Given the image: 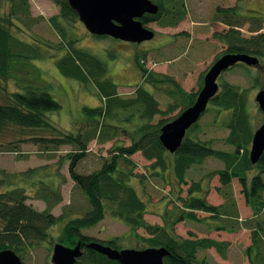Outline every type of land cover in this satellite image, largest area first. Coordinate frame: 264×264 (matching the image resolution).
I'll list each match as a JSON object with an SVG mask.
<instances>
[{
    "label": "trees",
    "instance_id": "trees-1",
    "mask_svg": "<svg viewBox=\"0 0 264 264\" xmlns=\"http://www.w3.org/2000/svg\"><path fill=\"white\" fill-rule=\"evenodd\" d=\"M52 1L59 7V12L48 18L60 39L55 45L28 41L14 33V29H30L31 24L38 19L31 14L29 0H0V126L14 124L22 128L57 130L49 119V113L58 111L61 104L51 94L50 82L35 63L46 57L48 48L64 50L63 55L56 60V67L62 75L75 79L86 87L93 86L100 96L101 105L82 108L88 121L83 129L77 132H60L58 136L38 140L45 147L53 149H58L61 145L72 147L67 154L70 161L69 173L90 204L85 213L64 222L57 238L58 243L69 247L81 242L82 255L74 264H122L87 246L89 242L99 241L113 248L123 249L118 238L99 240L82 232L83 228L93 227L103 220L107 211L134 231L141 243L137 249L167 248L170 254L164 258L165 264H210L205 258H198L197 251L200 248L214 247L221 256H226L227 241L193 235L185 238L177 236L174 234L177 223L186 219L203 221L205 218H200L197 211L209 213V218L212 219H234L233 223L217 226V229L235 231L247 226L251 229L252 239L251 245L246 249L250 262L264 264V220H261L264 213V154L256 163H252L249 158L255 125L248 111L247 90L223 81L219 83L218 93L210 100L217 113L228 112L223 117L222 124L228 130L223 142L230 149L215 148L212 140L192 136L191 132L198 125L197 121L187 130L178 150L170 153L160 141L161 128L194 103L204 75L201 76L202 83L198 91H186L173 76L145 67L141 56L137 55L134 64L143 82L136 86L131 96H124L108 76L106 62L91 50L78 46V38L71 35L70 29L79 20L77 11L68 0ZM153 2L159 9L155 14L145 13L140 18L145 26L156 22L162 27H175L186 17L184 0ZM5 3L9 6L7 12L3 11L2 5ZM213 18L227 26L213 34L216 40L226 46L215 60L224 53L255 56L260 63L264 60V31H261L260 24L264 20L244 15L238 4L228 7L218 5ZM247 21L253 24L250 28L251 35H245L241 30ZM238 64L249 67L244 63ZM10 81L15 84L12 90L9 89ZM144 84L162 90L171 98L165 109L160 107L159 100ZM119 136L128 137L130 144H116ZM94 140L100 144L114 141L109 149L110 155L103 158L98 169L90 173L81 172L78 165ZM138 152L150 161L151 168L160 172L171 169L180 185H188L187 172L193 165H200L209 157L219 159L224 167L213 170L209 177H219L220 186L216 189L223 196L224 202L215 205L206 196L196 195L195 193L202 191V185L200 181H193L187 187V195L179 198L181 205L163 214V224L148 222L145 218L146 202L130 183L133 177L140 180L142 178V175L134 172L136 163L132 155ZM37 170L30 168L22 174L31 177ZM234 178L238 179L246 203L253 212V217L243 222H239L233 196ZM4 181L0 179V186L13 185L11 180ZM41 193L47 206L39 211L26 202L24 186L0 191V251L12 249L22 259L26 247L46 241L50 228L67 216L65 213L54 215L51 211L61 201L58 190L43 183ZM139 229H143L146 235L139 234Z\"/></svg>",
    "mask_w": 264,
    "mask_h": 264
},
{
    "label": "rangeland",
    "instance_id": "rangeland-1",
    "mask_svg": "<svg viewBox=\"0 0 264 264\" xmlns=\"http://www.w3.org/2000/svg\"><path fill=\"white\" fill-rule=\"evenodd\" d=\"M184 2L187 14L177 26L162 27L156 22H151L147 26L154 30L155 35L152 39L141 43L111 36L98 37L91 34L80 20L70 29L71 35L78 38V46L91 50L106 62L108 76L118 85L119 93L124 96H131L136 86L143 82L134 64V58L137 55L141 56L145 67L173 76L186 91L196 92L202 83L201 76L205 75L216 56L226 49V46L213 36L215 31L227 28L225 24L214 20L216 7L238 4L240 12L244 15L264 20V0H184ZM29 3L32 16L38 19L31 24L30 29H14V33L28 41L57 44L60 40L59 36L48 22V18L57 14L59 7L52 0H29ZM2 6L3 11L7 12L8 4L5 3ZM260 24L261 31H264V22ZM252 27L253 24L247 21L241 30L245 35H251ZM63 53L62 49L48 48L46 57L35 61L52 86L51 94L61 104L58 111L49 113V119L57 130L22 128L14 124L0 126V179L5 180L4 182L11 180L13 184L10 186L2 184L0 191L24 186L27 194L26 202L41 211L47 206V202L41 196V189L43 183L50 184L61 194V201L53 206L52 213L67 214L62 222L50 228L49 238L46 241L37 242L33 247H26L22 257L24 264H52V249L57 243L64 222L68 218L82 215L90 207L69 173L70 161L67 154L72 147L61 145L58 149H53L45 147L38 141L40 138L58 136L60 132H77L83 129L88 121L82 108L96 107L102 102L93 86L86 87L75 79L65 77L58 70L56 60ZM223 81L247 90L248 111L255 130L264 124V114L256 101L257 92L264 88V60L258 66L248 68L242 64L233 66L220 75L218 82ZM144 86L159 100L160 107L165 109L171 98L158 88L149 84ZM14 87V82L10 81L9 89L12 90ZM226 113L228 112L217 113L209 102L207 111L200 117L191 135L201 140H212L215 148L230 149V146L223 142V138L228 133L222 124ZM113 143L114 141L103 144L92 141L87 155L78 165V170L90 173L98 169L103 158L109 157V149ZM116 144L128 145L130 139L119 136ZM132 159L136 163L134 172L142 175V178L140 180L133 177L130 183L146 202L145 218L152 224H163V214L181 205L179 198L187 195V187L193 181H200L202 185V191L195 193L196 195L206 196L207 200L215 205L224 202L223 196L216 189L220 186L219 177L217 175L209 177V173L213 170L224 167L219 159L209 157L202 164L193 165L187 172L188 185L178 184L171 169L160 172L151 168L150 161L139 152L132 155ZM30 168L38 169L35 175L29 177L22 174ZM232 190L236 210L239 213V222L252 218L253 212L246 203L242 187L236 178L232 180ZM197 215L205 219L203 221L183 220L175 225L174 234L184 238L193 235V237H211L228 242L225 257L211 247L198 249L199 259L205 258L210 264H251L246 251L252 243L251 229L247 226L235 231L217 229V226L233 223L234 219L232 221L212 219L209 218V213L203 211H197ZM261 218L264 220V213ZM1 227L0 221V229ZM82 232L99 240L118 238L121 248H139L141 244L134 231L115 218L110 211H107L105 218L97 225L83 228ZM138 233L146 235L143 229H139Z\"/></svg>",
    "mask_w": 264,
    "mask_h": 264
},
{
    "label": "water",
    "instance_id": "water-1",
    "mask_svg": "<svg viewBox=\"0 0 264 264\" xmlns=\"http://www.w3.org/2000/svg\"><path fill=\"white\" fill-rule=\"evenodd\" d=\"M68 2L77 11L79 20L91 34L136 43L150 40L155 35L154 30L140 20L145 13L158 12L159 7L153 0H68ZM238 63L258 66L260 61L257 57L247 54H222L205 72L202 87L194 103L162 126L160 141L170 153L178 150L187 130L200 119L207 110L210 100L218 93L220 75ZM256 101L264 114V88L257 92ZM263 154L264 124L254 131L249 158L252 163H256ZM87 246L122 264H165L164 258L170 254L165 247L116 249L99 241L89 242ZM82 251L81 242L73 247L57 242L52 249V264H74L82 255ZM0 264L24 262L14 250L3 249L0 251Z\"/></svg>",
    "mask_w": 264,
    "mask_h": 264
}]
</instances>
